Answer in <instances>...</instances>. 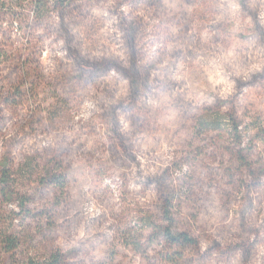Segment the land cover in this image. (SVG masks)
<instances>
[{
	"label": "rangeland",
	"instance_id": "rangeland-1",
	"mask_svg": "<svg viewBox=\"0 0 264 264\" xmlns=\"http://www.w3.org/2000/svg\"><path fill=\"white\" fill-rule=\"evenodd\" d=\"M13 3L0 264H264V0Z\"/></svg>",
	"mask_w": 264,
	"mask_h": 264
},
{
	"label": "trees",
	"instance_id": "trees-1",
	"mask_svg": "<svg viewBox=\"0 0 264 264\" xmlns=\"http://www.w3.org/2000/svg\"><path fill=\"white\" fill-rule=\"evenodd\" d=\"M13 1L14 0H0V5H2V6H4V5L6 6L7 4L14 5ZM71 1L72 0H43V3H40L41 2L40 0H36V3L39 2V5H37V7H40V5H42L43 8L52 4V3L56 6H59V7H65ZM17 4L21 5L22 3L20 1H18ZM204 121L210 122L211 125L206 127L210 130H217L220 128V124H218L219 116H218V113H216V112L210 118L208 117L206 119L199 120V122H204ZM232 124H234V123H232ZM233 126H234L233 127L234 132H239L237 130L239 125L235 124ZM60 177L63 181L62 187L64 188V184H65L64 175L61 174ZM11 183H12V173L10 172V170L3 168V170L0 173V186H1L0 187V198L4 202H8V203L14 202V200H15L14 196L18 195V193L16 191L11 190V188H10ZM20 206L22 207V205H20ZM20 206L17 205L18 208H20ZM3 213L7 214L9 218L0 220L4 224H6V227H4V230H2V233L0 236L1 237V245H2L3 250L6 253L14 255V253H16V251H18L20 246H21L20 245V234H18L15 230H13V227H12L13 226L12 223L15 220V217H12V215L14 214L13 210L5 211L2 207H0V216H3L1 218H4ZM9 225H11V226L9 227ZM166 236L172 243L184 242V243L191 244L193 242V240L191 238L183 235L182 233H176V234L166 233ZM59 258H60V256H58L56 254L50 255L48 257V259L43 262V264H61V263H59ZM14 264H39V263L34 261L32 258H27L24 261H20V262L15 261Z\"/></svg>",
	"mask_w": 264,
	"mask_h": 264
}]
</instances>
